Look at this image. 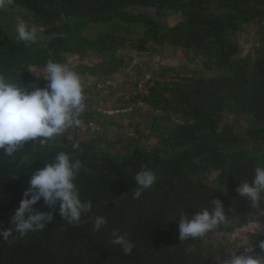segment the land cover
<instances>
[{"label": "trees", "instance_id": "16d2710c", "mask_svg": "<svg viewBox=\"0 0 264 264\" xmlns=\"http://www.w3.org/2000/svg\"><path fill=\"white\" fill-rule=\"evenodd\" d=\"M212 2H218L228 12L210 13L208 6ZM18 3L48 26L45 34L55 37L54 44L64 40L63 32L69 30V22L98 23L124 17L142 21L158 33L160 26L154 19L134 16L126 9L138 6L181 12L183 17L177 25L156 40L162 39L186 52L207 55L211 67L232 70L233 74L179 80L172 86L165 84L162 90H158L161 84L156 82L149 90L148 105L186 116V121L170 132L171 139H163L173 147L171 153L160 147L148 152L136 149L132 156L115 160L100 155L96 140L78 141L80 150L75 155L84 167L77 184L81 199L92 202L91 212L82 217L79 225H70L41 199L34 207L41 212H53L52 221L43 231L30 232L22 238L17 235L9 241L0 239V264L224 263L225 258L217 259L214 251L205 252L198 245V238L179 239V217L210 208L214 199L223 202L229 215L228 222L215 231L242 227L250 216L258 214L257 208L251 207L236 189L242 181H251L254 169L264 166V158L245 152H225L224 146L235 145L240 139L231 129L218 131V116L227 107L235 106L264 125V51L252 63L237 61L238 46L229 38L230 31L239 27L236 14L253 12L246 21L264 15V0H13L8 8ZM252 5L260 9H252ZM66 51L18 46L4 41L0 28V73L13 82H21L29 91L33 88L26 68H43L49 59L65 63ZM81 54L85 57L86 52ZM123 63V59L112 56L107 67L100 66L101 72L112 73ZM44 87L46 81L41 85ZM83 117H92L88 109ZM32 143L26 142L14 157L0 156V223L5 229L12 227L10 215L24 198L32 174L42 169L56 152H74V142ZM197 160L220 163L221 188L210 187L196 176L201 168ZM145 168L155 172L157 181L139 199H134L135 174ZM97 216L107 219L99 231L94 230ZM113 232L133 242L130 254L111 243Z\"/></svg>", "mask_w": 264, "mask_h": 264}, {"label": "rangeland", "instance_id": "374dc122", "mask_svg": "<svg viewBox=\"0 0 264 264\" xmlns=\"http://www.w3.org/2000/svg\"><path fill=\"white\" fill-rule=\"evenodd\" d=\"M252 7L260 9L254 5ZM208 8L210 13L228 12L218 2H212ZM126 12L144 19H154L160 30L154 33L142 21L134 22L124 17L98 23L69 22V30L63 32L64 40L54 44L52 41L55 37L45 34L48 26L39 21L27 7L18 3L13 8L0 9V28L4 41L26 46L15 32L16 17L20 16L30 26L36 27L41 37L36 43L27 46L51 52L65 48V63L83 78L87 109L92 117H82L84 124L80 128L70 129L65 135L45 143H88L96 140L100 155H107L115 160L132 156L136 149L148 152L160 147L171 153L173 147L163 139H171L170 132L176 131L178 125L186 121V116L175 110L162 111V106L148 105L149 90L156 82L161 84L158 90H162L165 84L172 86L179 80L212 78L229 75L231 72L233 74L232 70L211 67V59L207 55L186 52L162 39L156 40L161 33L177 25L183 17L181 12L138 6L126 9ZM253 14H236L239 16V27L229 33V38L238 46L235 60L240 62L252 63L264 51V15L245 20ZM101 41L105 43H100ZM50 44L54 46L50 47ZM83 51L86 52L85 57L81 54ZM112 56L123 59V65L112 73H102L100 66L107 67ZM83 66L92 68L93 71L85 70ZM95 67L100 69L96 70ZM30 68L42 70L35 66ZM30 76L32 88H41L44 80L34 73H30ZM225 129H231L240 139L235 145L224 146L225 152H245L264 158V125L250 114L235 106L227 107L218 116V131ZM197 162L201 168L195 173L196 176L210 187L221 188L220 163H212L211 160ZM256 208L258 214L250 216L247 225L231 231L210 232L198 238V245L205 252L214 251L217 259L225 258L222 264H225L234 251H237V255L264 257V250L259 247L260 242L264 241V202ZM242 230H250L249 235H243ZM245 240L247 243L243 242ZM245 247H252L253 252H246L243 249Z\"/></svg>", "mask_w": 264, "mask_h": 264}, {"label": "clouds", "instance_id": "9594fccd", "mask_svg": "<svg viewBox=\"0 0 264 264\" xmlns=\"http://www.w3.org/2000/svg\"><path fill=\"white\" fill-rule=\"evenodd\" d=\"M13 0H0V9H7ZM15 32L17 38L26 45L36 43L41 37L37 28L30 26L20 16L16 17ZM30 73L46 81V87L29 89L13 82L0 73V156L14 157L26 142L32 144L54 141L65 135L70 129L80 128L87 109L83 78L67 63L49 59L42 70L26 68ZM74 152L55 153L42 169L35 171L29 181V187L23 194L19 206L10 215L12 227L5 229L0 223V239L9 241L25 237L30 232L43 231L53 219V212H41L34 206L43 199L44 203L70 225H79L82 217L88 215L93 204L81 199L77 184L83 162L75 155L80 144H72ZM136 189L134 199H139L143 192L154 186L157 175L151 169H142L135 174ZM238 195L247 200L251 207L264 202V166L254 169L251 181H242L236 189ZM223 202L211 200L210 208H203L193 215L182 214L179 219V239L181 241L201 238L217 230L228 222ZM107 224V219L97 216L94 230L99 231ZM247 243V241H243ZM119 245L125 254H130L134 247L125 235L113 232L111 241ZM259 247L264 250V241ZM252 253L253 249L243 248ZM234 251L225 264H264V257L237 255Z\"/></svg>", "mask_w": 264, "mask_h": 264}, {"label": "crops", "instance_id": "0c3cea01", "mask_svg": "<svg viewBox=\"0 0 264 264\" xmlns=\"http://www.w3.org/2000/svg\"><path fill=\"white\" fill-rule=\"evenodd\" d=\"M242 232H243V235H246V234H248L249 235V233H250V230H248V231H244V230H242ZM257 232H252V234H256Z\"/></svg>", "mask_w": 264, "mask_h": 264}]
</instances>
